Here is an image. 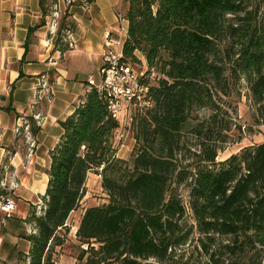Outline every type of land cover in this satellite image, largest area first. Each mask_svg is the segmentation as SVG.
Instances as JSON below:
<instances>
[{
  "label": "trees",
  "instance_id": "obj_1",
  "mask_svg": "<svg viewBox=\"0 0 264 264\" xmlns=\"http://www.w3.org/2000/svg\"><path fill=\"white\" fill-rule=\"evenodd\" d=\"M263 4L123 0V58L133 66L141 55L147 73L155 74L147 81L151 106L132 114L137 153L131 172L118 179L122 160L112 136L119 124L110 118L102 96L89 91L59 122L63 133L49 155L44 213L37 217L34 211L25 220L37 229L25 236L31 245L27 264H55L53 249L65 241V223L80 208L89 173L102 178L109 200L83 212L76 239L86 249H80L78 264L164 263L173 248L187 241L178 225L185 208L170 189L187 179L197 245L208 259L264 264V142L217 163V143L225 142V129L215 100L229 94L226 78L242 76L254 101L264 106ZM55 44L61 55L68 50L62 33ZM195 107L210 115L191 127L200 139L198 160L181 173L174 154Z\"/></svg>",
  "mask_w": 264,
  "mask_h": 264
},
{
  "label": "crops",
  "instance_id": "obj_2",
  "mask_svg": "<svg viewBox=\"0 0 264 264\" xmlns=\"http://www.w3.org/2000/svg\"><path fill=\"white\" fill-rule=\"evenodd\" d=\"M52 2L0 0V180L2 166L8 164L18 185L10 193L14 211L6 223L0 224V264H27L31 245L25 238V220L45 194L49 155L63 133L59 122L70 116L83 99L88 79L99 81L104 33L109 32L121 46L126 38L127 24L123 31V24L117 22V14L124 16L123 0H72L64 11L61 27L70 28L75 47L60 56L56 40L46 43V22ZM50 58L57 60L56 66L48 64ZM44 74L50 83V101L43 98L32 110L35 89ZM35 112L44 118L40 126L30 119ZM21 117L30 119L31 134L37 144L31 159H27L24 138L15 133ZM124 122L125 113L118 129ZM5 193L0 188V197ZM83 212L84 209L72 212L65 223V241L53 249L55 264H78L77 247L85 248L76 239ZM76 217V223H70Z\"/></svg>",
  "mask_w": 264,
  "mask_h": 264
},
{
  "label": "rangeland",
  "instance_id": "obj_3",
  "mask_svg": "<svg viewBox=\"0 0 264 264\" xmlns=\"http://www.w3.org/2000/svg\"><path fill=\"white\" fill-rule=\"evenodd\" d=\"M256 1V0H255ZM264 9V4L262 5ZM126 22L123 21V31ZM125 34V33H124ZM139 63L133 65L135 71L145 69V61L141 55ZM97 78V77H96ZM156 78H159L157 75ZM228 80V81H227ZM229 94L227 96L218 95L215 98L219 107L218 120L225 129L222 131V139L225 142H218V152L216 162L220 163L228 159L230 156L240 153L246 148L259 145L264 142V106L262 103L257 104L252 98L248 83L241 76L239 78H226ZM137 110L131 113L136 116ZM210 111L204 107H195L191 112L190 124L179 135V149L174 154V164L177 171L193 168L197 163V150L200 139L191 131V127L197 123H202L208 119ZM124 112L118 116V122H123ZM134 122V120H133ZM114 146L117 147V157L122 160L120 166V175L118 179L123 178L131 172V164L136 155V140L133 124H124L116 130L112 136ZM124 145V146H123ZM123 146V147H122ZM180 179V176L177 180ZM102 178L94 173H89L86 184L85 194L81 199L79 209H87L90 207H99L108 203V196L101 185ZM189 179L183 182L171 184V190L177 195L181 204L185 208L184 215L178 220L181 236H187V241L180 247L172 249L170 257L162 264H213L207 254L197 245L199 235L196 232L193 216L188 208L189 201ZM77 211V210H76ZM78 217L75 218L76 223ZM79 223V222H78ZM66 238V237H65ZM219 239H216V245ZM85 247V246H84ZM77 256L80 248L77 247ZM152 264H159L155 260H150ZM218 264H225L219 262Z\"/></svg>",
  "mask_w": 264,
  "mask_h": 264
},
{
  "label": "built area",
  "instance_id": "obj_4",
  "mask_svg": "<svg viewBox=\"0 0 264 264\" xmlns=\"http://www.w3.org/2000/svg\"><path fill=\"white\" fill-rule=\"evenodd\" d=\"M64 8H61L60 0H53L49 9L46 22L47 44L57 41L59 35L63 34V42L68 46V50L74 49L75 45L71 37V30L61 27V20L67 8L72 4V0H62ZM125 21L124 17L117 14V22L121 26ZM104 52L102 57V65L99 69L100 79L98 82L89 78L85 87V93L93 90L96 91L104 99L109 116L117 121L121 113H125L124 124H130L132 121V110L149 108L152 101L149 96V87L147 81L152 79L155 74L147 73V69L135 71L133 66L126 62L122 54V46L120 41L115 40L109 32L104 33ZM60 56H63L60 54ZM48 64L57 65V60L50 58ZM51 88L48 77L44 74L39 77L38 85L35 89V100L30 106L33 110L35 105L43 98L50 101ZM30 119L37 126L43 123L44 118L40 113L31 114ZM30 119L21 117L18 119V125L15 127L16 135L22 136L27 145V159H31L36 149V142L33 139L30 128ZM16 176L10 172L8 164H4L1 169L0 188L6 193L0 197V224L6 223L14 211V201L10 195L17 188ZM35 215L37 217L44 213V202L39 199L34 206ZM2 215V216H1ZM27 235H35L37 229L33 223L25 226ZM86 249V246L85 248Z\"/></svg>",
  "mask_w": 264,
  "mask_h": 264
}]
</instances>
